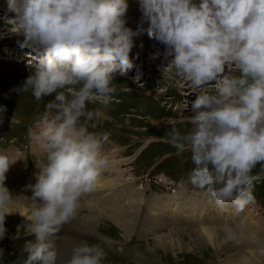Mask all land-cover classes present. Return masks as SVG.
<instances>
[{"label": "clouds", "instance_id": "clouds-1", "mask_svg": "<svg viewBox=\"0 0 264 264\" xmlns=\"http://www.w3.org/2000/svg\"><path fill=\"white\" fill-rule=\"evenodd\" d=\"M138 3L141 16L133 29L127 26L128 0H8L23 35L20 47L37 57L16 91H31L37 101L55 94L45 106L40 133L46 162L36 183L26 186L35 208L25 264L106 259L100 243L81 242L61 260L55 237L109 166L103 152L107 135L89 127L96 128L114 102L113 73L134 67V38L145 33L165 46L167 67L200 90L190 106L191 130L173 126L166 133L178 155L190 153L189 182L221 209L242 211L264 179V0ZM90 102L99 106L89 109ZM15 162L0 149V239L9 206L19 198L5 184Z\"/></svg>", "mask_w": 264, "mask_h": 264}, {"label": "rangeland", "instance_id": "rangeland-1", "mask_svg": "<svg viewBox=\"0 0 264 264\" xmlns=\"http://www.w3.org/2000/svg\"><path fill=\"white\" fill-rule=\"evenodd\" d=\"M128 3L127 26L135 29L141 16L139 3ZM21 40L8 0H0V105L6 106L0 112V137L13 140L5 144V150L16 161L6 173L5 184L14 196L33 204L29 214L17 207V199L9 206L6 233L0 239V264H25V245L34 241L30 229L35 204L27 198L31 190L26 186L36 183L34 167L42 168L46 162L40 133L45 126V106L55 95L37 101L31 91L17 93L37 59L30 49L20 47ZM134 44L130 53L134 67L126 74L119 69L113 73L117 84L114 102L98 126L89 127V131L107 135L103 144L109 158L107 174H103L107 178L99 180L112 186L95 187L86 194L76 216L61 227L55 237L61 260L71 255L73 248L63 250L70 241L73 247L81 242L100 243L106 252L103 264H264V179L255 184L254 202L242 211L231 206L214 208V198L189 182L194 167L190 153L178 155L166 136L173 126L191 130L190 106L200 90L178 76L174 67H167L164 45L146 33L134 38ZM98 106L88 104L89 109ZM259 169L257 165L254 173ZM168 199L180 203L177 213L166 207ZM192 202L202 203L207 215L182 214L184 205ZM253 222L258 231H242ZM203 225L220 229L214 233L216 239H208Z\"/></svg>", "mask_w": 264, "mask_h": 264}, {"label": "bare ground", "instance_id": "bare-ground-1", "mask_svg": "<svg viewBox=\"0 0 264 264\" xmlns=\"http://www.w3.org/2000/svg\"><path fill=\"white\" fill-rule=\"evenodd\" d=\"M30 64V63H29ZM111 165V164H110ZM105 174H107V173H105V172H103L102 174H101V176H103L104 177V175ZM100 176V177H101ZM104 178H107V177H104ZM105 186H107V187H110V186H112V183H108L107 181H105V182H102V181H100L99 179H98V182H97V185H96V187H99V188H104ZM155 198H157V197H155ZM204 199V198H203ZM201 200V199H200ZM17 201H18V203L20 204L19 206H17L18 208H22V209H20L23 213H28L30 210H28L29 208H31V207H29L30 205L31 206H33V204H31V202H29V201H27V200H25L24 198H21V197H19L18 199H17ZM212 203V202H211ZM159 204H160V206H162L161 205V202H159ZM180 203H178V202H176L174 199H168V203H167V205H166V207L168 208V209H170V210H172V212H175V213H177V211L179 210V208H180V205H179ZM209 205H210V203H208ZM207 204V205H208ZM213 204V203H212ZM211 204V205H212ZM210 205V206H211ZM214 206V208H216V209H218V210H223V209H221L220 207H218L217 205H213ZM136 207V206H135ZM163 208H164V206H162ZM203 207H205L202 203H198L197 204V206L194 204V202H192V203H187V204H185L184 205V207L181 209V213L182 214H184L185 216L186 215H189V212H191V213H194L195 214V216L197 217H199V218H201V217H205L206 215H207V212L203 209ZM197 208H199V210H197ZM226 208H224V210H225ZM128 211V210H127ZM29 214V213H28ZM249 218H250V215L248 216ZM114 218H115V220L117 221V216L116 215H114ZM203 229H202V232L203 233H205L206 235H207V237H208V239L210 240V241H213L214 239H216V237L218 236V234L215 236L214 235V233L216 234V233H218L219 231H220V229H214V228H207V227H205L204 225H203ZM256 227H258V224L256 223V222H253V224H248V226H245L244 228H243V232H255V231H258L260 228H256ZM258 229V230H257ZM217 241V240H216ZM239 247V246H238ZM66 248V249H65ZM72 248H74L71 244H70V241H67L66 242V244L64 245V247H63V250L65 251V252H67V250H69V249H72ZM239 249H240V247H239ZM240 251V250H239ZM260 252H262V251H260ZM69 254V253H68ZM242 254V253H241ZM261 254H263V253H261ZM247 257H248V255L247 254H245ZM255 256H256V254H254Z\"/></svg>", "mask_w": 264, "mask_h": 264}]
</instances>
